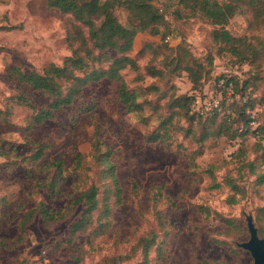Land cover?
Wrapping results in <instances>:
<instances>
[{"label":"rangeland","instance_id":"374dc122","mask_svg":"<svg viewBox=\"0 0 264 264\" xmlns=\"http://www.w3.org/2000/svg\"><path fill=\"white\" fill-rule=\"evenodd\" d=\"M200 2L192 5L193 0H156L165 23L135 35L129 53L138 69L126 68L121 74L128 87L138 92L137 100L143 105L140 114L128 112L118 102L116 81L102 79L85 86L79 99L56 110L51 119L27 130L34 110L16 103L18 84L9 76L8 68L41 71L50 63L61 65L72 49L80 46L78 40L67 39L68 32L76 34L79 29L87 47L93 45L86 26L48 6L47 0H0V111L8 112L6 119L0 114V264H66L77 257L78 264H252L249 251L238 243L249 236L247 215L252 216L257 233L260 226L264 228V216L256 218V209L264 205V181L258 184L245 165L255 157V141L247 137L239 148L238 140L209 135L198 142L202 131L211 132L222 116L207 127L190 125L185 108L170 107L172 83L176 93L191 92L185 73L174 79L179 71L175 68L178 57L195 70L199 65L210 68L203 88L206 99L217 94L215 76L243 75L249 70L246 64H233L230 54L214 42L216 26L202 15ZM114 14L123 25L131 23L124 9L116 8ZM99 24L100 19L95 21V28ZM226 29L253 45L264 46V20H253L245 2L238 4ZM166 35L171 37L169 43L163 41ZM179 43L183 50L176 51ZM103 53L112 56L114 51ZM250 66L252 90L261 96L259 103L264 106V57ZM150 68L163 77L151 75ZM21 89L37 109L47 107L46 94L24 86ZM169 116L170 121L161 125ZM177 126L189 131L185 134ZM164 128L169 145L144 141L146 131ZM96 138L111 151L119 195L109 180L99 177L103 176L102 165L92 157ZM37 146L44 147L43 155L34 160ZM194 150L199 153L192 175L187 154ZM77 153L84 160L74 169ZM57 159L63 163L62 173L55 167L44 168ZM257 170L264 172V166ZM209 171L217 187L212 185ZM227 180L244 190L234 203L228 201L233 191ZM91 184L99 187V208L85 230L68 236L70 224L80 214L78 206L50 226L44 225L36 212L23 232V240L15 243L20 215L39 202L46 208H63ZM106 196L108 216L102 213ZM100 222H106L102 229ZM150 240L153 244L144 259Z\"/></svg>","mask_w":264,"mask_h":264},{"label":"trees","instance_id":"16d2710c","mask_svg":"<svg viewBox=\"0 0 264 264\" xmlns=\"http://www.w3.org/2000/svg\"><path fill=\"white\" fill-rule=\"evenodd\" d=\"M199 0H193L192 5H196ZM247 3L251 8L253 20H264V0H226L219 4L217 2L210 3L207 0H201L200 7L202 15L208 18L216 28L212 32V37L215 43L221 46V49L230 54V60L233 64L249 66L248 72L243 75L237 73H222L214 77L217 85L218 104L211 107L209 110L200 113L195 111L193 104L197 98L204 100L207 93H204V81L208 77L210 68L205 70L203 65H199L195 70L189 66L184 58H176L175 68L179 71L174 76V79L185 73L191 83V92L176 93L175 84L173 86V98L170 107L185 108V114L191 124H202L203 127L211 125L215 122L219 115L222 116L219 124L211 132L206 130L197 138L198 142H203L209 135L225 136L230 142L238 140V147L243 145L247 137L253 138L255 141L252 147L255 157L246 162L248 171L256 176V181L261 184L264 181V172L257 170L264 166V106L259 103L261 96L252 90V72L250 73V65L259 64L264 57V46L253 45L246 40L245 37L232 35L227 29L226 24L229 18L236 11V7L240 3ZM48 6L56 8L58 11L70 14L73 19L88 28L89 39L92 41V47H87L86 38L82 30H77L76 34L68 32L67 39L71 42L78 40L79 47H74L71 54L67 56L61 65L50 63L41 71L37 70H21L17 67L8 68L9 76L17 82L18 93L14 96L17 104L30 105L34 110L26 124V129L29 130L33 125H37L44 120L51 119L56 110L63 106L70 105L75 99H79L85 86L90 83L98 82L102 79L114 80L118 83L117 100L125 107L128 112L140 114L143 110L142 102L137 100L138 92L128 87L124 80L121 71L129 68L134 71L138 69L136 60L130 55L133 48L135 35L140 31L156 30V27L163 25V12L156 6V0H47ZM116 8L124 9L127 14L129 25H123L114 14ZM100 19L99 27L95 28V21ZM171 37L166 35L163 38L165 43L170 42ZM98 50L99 54H95L93 50ZM113 50L114 54L108 56L104 54L105 50ZM176 51L183 50L179 43L175 47ZM184 55V54H183ZM187 55V54H186ZM180 56V55H179ZM259 61V62H257ZM106 63L105 66L102 64ZM211 63V60H210ZM183 65V66H181ZM210 65V64H209ZM151 75H157L160 78L163 76L154 68H150ZM173 79V80H174ZM221 80L223 81L220 84ZM231 86V93L226 96V87ZM21 86V87H20ZM22 86L32 92H43L49 98L47 107L36 108L30 104V98L27 97L26 90H22ZM264 101V100H263ZM247 110L255 112V126H250V117ZM0 114L6 119L8 112L0 111ZM171 116L163 120V124L169 122ZM164 126H162L163 128ZM161 129V128H160ZM178 130L184 131L185 134L189 130L177 126ZM167 128L162 131H146L143 139L147 143L158 142L163 145H169L167 140ZM238 148V149H239ZM43 146H37L33 159L37 160L43 155ZM111 151L107 147H103L99 138L92 142V157L101 163V171L103 176L100 179L109 180L114 185V190L118 195L121 193L119 181L116 176V168L111 159ZM198 151H192L187 154L188 167L191 174L195 175V155ZM84 160L80 153L74 156V169H78ZM45 165V166H44ZM44 168L55 167L58 173L63 171V163L61 160H54L44 164ZM212 185L217 187L218 184L213 178L211 171L208 172ZM227 185L233 191L228 196V201L234 203L236 195L243 196L244 190L234 183L232 180H227ZM132 186L136 188V184L132 182ZM97 185L91 184L84 190H81L77 197L71 199L68 204L60 209L46 208L41 202L36 206L28 209L17 220V235L15 243L23 240V232L27 229L28 222L32 219L33 213H38L42 223L50 226L59 221L64 220L72 213L77 206L80 208V214L75 218L69 226L68 236L71 238L76 233L85 230L93 223L92 214L99 208ZM151 190L153 189L150 188ZM108 197H105L102 213L108 216L110 212ZM257 219L264 216V205L257 209ZM160 223L162 217L158 216ZM228 222H230L228 220ZM106 226V222H100L98 227L102 229ZM260 233L264 234L263 226L258 228ZM145 238L142 239V241ZM153 240L147 241L144 248V259H147V250ZM80 258H73L66 264H78Z\"/></svg>","mask_w":264,"mask_h":264},{"label":"water","instance_id":"95a60500","mask_svg":"<svg viewBox=\"0 0 264 264\" xmlns=\"http://www.w3.org/2000/svg\"><path fill=\"white\" fill-rule=\"evenodd\" d=\"M246 226L249 234L248 239L238 245L249 251L253 260L252 264H264V238L259 237L251 215L246 216Z\"/></svg>","mask_w":264,"mask_h":264},{"label":"built area","instance_id":"2783aa9c","mask_svg":"<svg viewBox=\"0 0 264 264\" xmlns=\"http://www.w3.org/2000/svg\"><path fill=\"white\" fill-rule=\"evenodd\" d=\"M223 81L221 80L220 84H222ZM231 93V86L228 85L226 87V96H229ZM218 97H209L208 99L201 100L200 98H197L196 101L193 104V108L195 111H199L200 113H203L204 111L209 110L211 107H215L218 104ZM247 114L250 117V126H255V112L252 110H247Z\"/></svg>","mask_w":264,"mask_h":264}]
</instances>
